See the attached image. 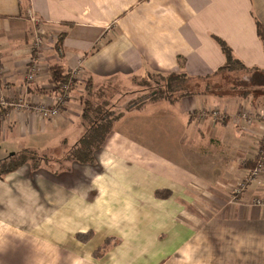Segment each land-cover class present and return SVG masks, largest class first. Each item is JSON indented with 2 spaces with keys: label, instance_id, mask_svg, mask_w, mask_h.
I'll return each instance as SVG.
<instances>
[{
  "label": "crops",
  "instance_id": "1",
  "mask_svg": "<svg viewBox=\"0 0 264 264\" xmlns=\"http://www.w3.org/2000/svg\"><path fill=\"white\" fill-rule=\"evenodd\" d=\"M35 19L45 46L28 81ZM258 24L264 0H0L1 95L51 105V66L80 69L58 117L2 108L0 160L23 149L55 160L0 179V264H264V207L248 204L264 189L251 185L230 201L264 137L258 115H236L262 111L264 93L147 97L123 112L94 163L59 162L85 130L83 82L123 110L153 73L215 74L226 63L215 36L264 77ZM203 108L220 116H201ZM149 116L171 121L175 140L162 151L143 137Z\"/></svg>",
  "mask_w": 264,
  "mask_h": 264
},
{
  "label": "trees",
  "instance_id": "2",
  "mask_svg": "<svg viewBox=\"0 0 264 264\" xmlns=\"http://www.w3.org/2000/svg\"><path fill=\"white\" fill-rule=\"evenodd\" d=\"M257 33L259 39L264 43V26L258 24L257 25ZM215 40L219 44L225 58L226 63L221 68L217 70V72L213 75L219 74L225 71H232L236 68H241L246 72H252V76L255 78L264 79V77L260 75L253 74L255 70H258L256 67H248L243 61L237 58L229 46V44L222 38L215 36ZM264 72V70H262ZM161 75V79L165 81L162 90L153 89L152 92L143 95L140 102L137 100L130 101L127 104V108L138 106L140 103L142 104L145 98H172L173 102L176 99L185 96L199 95V94H207L206 90L203 92H199L194 90L191 86V80L193 78L189 77L185 73H157ZM71 72H67L62 65L54 64L50 68V81L54 84V91L56 93V97L58 95L64 96L66 91H62L61 85L70 79ZM212 77V75H208L203 78H198L201 80H206ZM75 84V81H73ZM159 84V82H155ZM74 84L71 85L69 92L67 93V97L65 100L68 102L71 96V91L74 88ZM208 85L206 89H209ZM248 96L249 93L245 91L239 96ZM102 95L98 91H94L93 84L89 80L87 84H85V94L81 97V102L83 105L82 112V126L84 127V132L81 137L77 141L75 145L71 147L70 150L66 151L62 155V159L69 161H77L81 163H94L95 162V152L104 144L106 138L109 133L113 130L114 124L121 118L123 115V111L116 106L115 103L112 102L111 99H101ZM8 99V98H7ZM140 99V98H139ZM136 104V105H135ZM0 106V140H1V132H2V115L6 111L2 109ZM5 108V107H4ZM10 108V107H8ZM64 108V107H63ZM48 159V155L41 154L36 150L31 149H23L14 155H9L4 159L0 160V179L3 178L8 173L17 170L19 167L23 166L26 163L34 164L36 167L38 161ZM37 161V163H36ZM33 165V166H34ZM157 195L161 196L160 192H157ZM91 233H87L83 236L84 240H88L91 237ZM106 247V244H105ZM105 247H101L97 254L105 249Z\"/></svg>",
  "mask_w": 264,
  "mask_h": 264
},
{
  "label": "rangeland",
  "instance_id": "3",
  "mask_svg": "<svg viewBox=\"0 0 264 264\" xmlns=\"http://www.w3.org/2000/svg\"><path fill=\"white\" fill-rule=\"evenodd\" d=\"M156 81L159 82V84L155 83ZM83 83L87 84L86 81ZM164 83L165 81L161 79V75L157 73H153L150 77H145L141 79L139 81V84L141 86L140 88H142V90L145 92L138 95L136 94L137 96L135 95L133 97L126 96L127 98L125 100V104L122 111L126 113L128 112L127 111L128 109L134 107L133 106L130 108H126L127 104H129L131 100L140 101L143 95L152 92L153 89L162 90ZM191 85H192L191 87L194 88V90H197L199 92H203L206 90L207 94H211V95L213 94L214 96L220 95L221 98L225 96H237L239 94L244 93L245 91H247L250 96L253 95L254 97L257 96V94L264 93V79L255 78L252 76V72H246L241 68H236L233 69L232 71H225L216 75H212V77L206 80L192 79ZM208 85L210 86V88L206 89ZM128 98L130 100H128ZM223 102L224 101H220L219 104L221 103L223 104ZM145 115H151V114L150 112L147 113L145 112ZM162 119H163L162 117L156 118L155 116H149L147 119H143L141 121L142 123L145 124L143 127L145 128L150 127V129L146 131L143 130V134H144L143 137L148 139L149 143H151L152 145L157 146L160 151L164 150L165 148L164 146L172 144V139L175 140L174 139L175 137H172V133L170 131V127L172 126L171 121L166 118L163 120ZM0 144H1L0 145V155H1V151L2 149L5 150L6 145H3L2 143ZM12 153L14 152H10L9 155ZM57 154L58 152L56 153V155ZM57 156L60 157V155ZM51 160H55V159L52 156H48V159H46L45 161L44 160L38 161L37 166L41 165L44 162L49 164L51 163ZM59 162L64 164L66 163V160L61 159V161L59 160Z\"/></svg>",
  "mask_w": 264,
  "mask_h": 264
},
{
  "label": "built area",
  "instance_id": "4",
  "mask_svg": "<svg viewBox=\"0 0 264 264\" xmlns=\"http://www.w3.org/2000/svg\"><path fill=\"white\" fill-rule=\"evenodd\" d=\"M35 21L37 27L35 30L33 49H35V52H37L38 54L33 58L32 64L27 69L26 79L28 81H33L40 72L38 56H40V51L43 49V46H45L43 32L39 27L41 26V22L37 19H35ZM79 72L80 69H76L74 72L71 73L70 79L61 85L62 91L66 92L64 96L58 95L55 99L54 104L48 105L46 103H36L35 105H31L27 103V101L22 97L14 96L12 98L7 99L4 95L0 94V106L10 107L11 109L15 110L21 107H25L27 109L31 108L44 118L58 117L61 109L66 105L67 100L65 99L67 97V93L69 92L71 85L74 84L73 81H76V76L79 75ZM2 75L3 68L0 67V80L2 78ZM200 115H211L217 119L220 116V112L216 109L209 110L203 108L200 111ZM257 115L264 122V109L258 114L251 112L249 109H243L236 115V119H244L250 123L256 118ZM256 156L257 157L255 166L251 170H249L247 175L231 189V202H238L240 196L243 195V193H245L251 185H257L258 188L264 189V137H262L260 146L257 148ZM248 204L255 207H264V193L254 195L251 200L248 201Z\"/></svg>",
  "mask_w": 264,
  "mask_h": 264
},
{
  "label": "water",
  "instance_id": "5",
  "mask_svg": "<svg viewBox=\"0 0 264 264\" xmlns=\"http://www.w3.org/2000/svg\"><path fill=\"white\" fill-rule=\"evenodd\" d=\"M15 153H12V155H14Z\"/></svg>",
  "mask_w": 264,
  "mask_h": 264
}]
</instances>
